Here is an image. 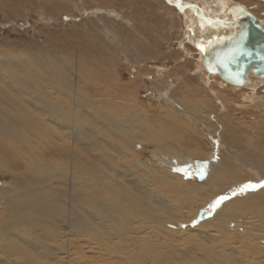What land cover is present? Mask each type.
I'll list each match as a JSON object with an SVG mask.
<instances>
[{
    "label": "bare ground",
    "instance_id": "bare-ground-1",
    "mask_svg": "<svg viewBox=\"0 0 264 264\" xmlns=\"http://www.w3.org/2000/svg\"><path fill=\"white\" fill-rule=\"evenodd\" d=\"M11 1L15 8L22 3V0ZM175 1L161 0L171 19L168 25L172 29H181L188 43L187 48L181 46L183 53L192 58L194 51L199 56L193 73L210 71L220 83L210 84L207 88L201 86L195 91L186 81L179 91L182 94L178 103L170 97L169 92L174 86L169 84L163 91V100L174 102L176 112L183 111L189 118L217 117L220 126L211 133L217 140L215 149L218 151L205 152L209 147L208 140L205 141L207 131L203 136L192 133L194 130L190 132L185 121L182 123L183 119L175 116L173 108L171 115L167 112V117L156 121H145L143 114L139 117L136 107L141 89L137 82L139 73L124 83L110 57L101 56L99 49H91L86 44L80 51L76 40L72 49L77 52L75 60L48 55L47 60L53 63L55 73L51 68L40 74L51 81L49 85H54L55 90L41 95L28 78L9 74L8 83L15 93L0 87V148L4 153L0 155V173L17 176L18 180L11 188L0 186V251H3L0 255L5 257L4 260L0 258V264H40L31 257L15 262L17 255H21L15 250L22 248L18 241L33 250L35 258H38V250L48 251L46 256L50 257L43 264H264V187L243 198L222 201L215 214L202 215L203 210L198 213V209L206 207L207 203L210 209L215 195L208 196L209 189L216 190L222 181L232 183L225 189L227 194L245 184L264 183V152L247 133H241L240 127L234 125V107L231 105L234 106L232 100L235 97L227 96L221 89L230 87L240 95H235L236 98L242 97L247 103L255 104L252 109L264 108V80L248 72L244 86L228 87L206 60V54L220 39L233 40L227 36L233 32L239 15L234 8L239 4L230 0H190L200 1L204 12L217 19H210L205 13L197 18L185 9L182 24L175 21L173 16L177 15L168 6L183 11L182 4ZM63 3L66 4L60 1L52 4L53 9L49 12L63 8ZM77 3L80 8L81 0ZM255 3L253 8L247 3H244L246 7L239 6L257 19L256 13L260 15L259 8H264V4ZM43 7L47 8L45 4ZM188 7L196 8L194 5ZM7 9L10 8L4 6V10ZM105 14L112 19L113 25L122 28L126 26L122 21L128 24L122 12L109 10ZM156 15L144 14L142 17L158 32L163 24ZM152 20L154 24H151ZM257 21L264 26L259 19ZM72 40L66 44L62 41V47L67 49ZM129 43L134 47V41ZM58 44L56 49L61 47ZM107 49L109 55L112 51ZM135 49L139 56H146L145 51L137 46ZM81 53L85 57H81ZM80 59L86 66L75 69L74 61ZM99 61L100 66L96 64ZM63 66L72 72L70 77L64 78ZM66 79L70 80L67 82ZM163 84L162 77L155 80L159 90L164 88ZM200 90L203 95L197 92ZM207 93L216 100L214 106L221 118L215 111L207 115L211 110ZM25 102L32 108L27 109ZM37 109L40 116H32ZM187 115L185 119H188ZM160 123L169 124L173 130L163 132ZM240 124L243 127V123ZM9 136L13 142L6 141ZM131 143L153 148L162 145L163 149L153 153L152 160L147 162L133 152ZM220 151H227V157ZM166 157L176 161L169 162ZM251 157L254 163L263 167V173H255L258 174L256 180L243 181L241 170L247 169L245 160ZM195 161L206 165V177L204 180L200 177L202 183L184 182L171 173L169 166L184 168L186 174L196 176ZM127 182H132L134 189ZM207 215L210 218H206ZM190 222H197L194 229H170V226Z\"/></svg>",
    "mask_w": 264,
    "mask_h": 264
},
{
    "label": "rangeland",
    "instance_id": "rangeland-1",
    "mask_svg": "<svg viewBox=\"0 0 264 264\" xmlns=\"http://www.w3.org/2000/svg\"><path fill=\"white\" fill-rule=\"evenodd\" d=\"M58 1H60V3L66 2V4L63 3L62 4L63 8L60 7L56 9L53 13H50L49 12L50 9L51 8L53 9L51 5L57 3ZM141 1H143L146 5L143 6V4H140L142 3ZM230 1L239 4L243 7H246L247 5L244 3H247L250 4L249 6H251L252 8L255 2H256L255 5L257 3L264 4L255 0H230ZM12 4L13 3L11 0H0V40H1L0 41V87L2 89L8 90V92L10 93H15L13 88L11 87V84L8 83V79H7V76L9 74H14L16 77L22 76L20 79H23L24 77L25 79L28 78L29 80H31L30 82L32 83V85L35 86L34 89L35 90L37 89V91L41 95H43L42 92L55 90L54 88L56 87L54 85H52L53 87L49 85V82L51 83V81L41 76L44 71L49 72L51 68L53 73H55V67L53 66V63L47 60L49 58L48 55L55 54L58 57V59L60 58L64 59L65 57H68L65 58L66 60L71 57L72 59L75 60V57H77L76 56L77 52L74 53L72 49H73V44L76 43V41H78L79 50L80 49L84 50L85 45L83 44H86L91 49H99V54L101 56L110 57L113 67L115 68L116 72H118L121 75V80L124 83L129 82L133 77L136 76L135 75L136 73H139L137 82L139 87L141 86V89L139 90V94L137 97L138 103L136 105L137 110L139 111V117H142L141 114H143L144 118L142 119H146L145 121L147 122L156 121L163 117H167L169 114L171 115V113L173 112L170 110L174 109L175 116H179V119L181 120L183 119L182 123L185 121V123L189 127L190 132L194 130L192 131V133H197L198 135L200 134L201 136H203L204 134H206L207 131L208 135L205 136L206 137L205 141L208 140L207 145H209V147H207V149L205 148V152L213 151L211 153H214L215 151H218L217 149H215V147L217 146V140L215 136L212 135L211 133L217 130L220 126L217 117L214 118L210 116L205 119L202 118L204 119L203 121L201 118L199 119V117L197 116H196L197 118H195L194 116L189 118L188 115L183 111H180L179 114L178 112H176L177 109L174 102L167 100L171 103L170 105L169 102L163 100L164 98L163 91H165L169 87V84L174 86V89H171V91L169 92L170 97L172 98V101L178 103L177 101H179L182 94V93L179 94V91H181L182 84L183 86L186 84L185 83L186 81H189V83L187 84L190 86V88L192 87L195 91L198 90L197 89L198 87L202 86L203 88H207L209 87L210 84L220 83V81H218L216 77H213L212 76L213 74L210 71L207 72L204 71V74L193 73L195 71L197 60H199V56L197 57L194 51L191 52L192 58L187 57L185 55V52L183 53L181 46L186 47L188 43L186 44V40H184L185 38L182 34L183 32H181V29H172L171 25H168L170 24L169 20L171 19L168 18L166 13L167 11L165 10V7L163 6L161 0H133V1L81 0L80 8L78 7L77 0H22L20 6L17 7L18 9L15 8V6L12 7ZM44 4L46 5L47 8L49 7L50 8L49 9L44 7L42 8ZM185 4L187 6H185L184 10L181 12L179 9H177V7L168 5L174 9V12L177 15L175 17L173 16V18H175V21L184 24L185 21L183 14L185 13L186 10L192 11L193 15L197 18L200 16L202 17L201 13L203 11L202 8L204 7V5L200 1L194 3L190 0L189 1L187 0ZM182 5H184V3ZM190 5H194L196 6V8L188 7ZM4 6L9 7L10 9L9 10L7 9L8 11H6L4 10ZM109 10H115L119 14L120 12L124 13L125 15L123 16H126L128 20V24L125 23V21H122L124 23L123 25H126V26H122V28L119 27L120 25H113L111 23L112 19L108 18V16L107 17L105 16L106 15L105 11H109ZM259 11H260L259 12L260 15H258L256 12L255 13L257 15V19H259V21L263 24L264 8H259ZM68 12H70L71 14H68ZM144 14L146 15L157 14L156 19L158 21L160 20V22L163 24V26L159 27L160 30H158V32L154 31L156 30L154 29V27L153 29L149 27L148 25L150 24L149 21L144 20L142 17L144 16ZM151 22H152L151 24H154L153 23L154 20H152ZM138 31L139 34L137 33ZM121 32H125V34L122 33L121 35ZM69 39L71 40L73 39V40L70 43V45L67 47V49L65 48V46L62 47L61 42L64 41V43L66 44ZM127 39L129 40L127 41ZM130 39L131 41H134L135 44L134 47L131 45V43H129L131 42ZM57 44L61 46L60 48H62L63 50H61L60 48L56 49L55 46ZM135 46H137L140 50L145 51L146 56L143 57L139 56L138 51L135 49ZM106 49L107 50L111 49L112 52H110V54L108 55L106 54ZM56 51L58 53H56ZM95 51L96 50H93L92 52ZM156 51H158L159 53L156 54ZM187 52L188 51H186V53ZM81 57H85L83 53H81ZM101 61H99L96 64L100 66ZM94 62H96V60H94ZM2 64H4V66ZM74 64H75L74 66L75 69L76 68L80 69L86 66L85 62H83L81 59L79 60V62L74 61ZM45 65L47 66L44 67ZM61 66L62 64L60 65V67ZM62 70H63L64 78L67 75H69V77L72 75V72L68 71L66 69V66H63ZM159 77H162L164 79V84L162 87H164L165 89L160 88L161 90H159L158 87L155 85V80H157ZM69 80L70 79H66L67 82ZM22 84L26 85L27 83H22ZM221 89L225 91V94L227 93L226 94L227 96L235 97L232 100L234 106L231 105L232 108L234 107L233 108L234 115L232 114L233 115L232 119H235L234 125L236 127L237 126L240 127L241 133L242 132L247 133L248 137L253 140L254 144L257 145L259 149H261L264 152V108L255 107V109H252V107H254L255 104L247 103V101H244L242 97H239V99L236 98V96H240V95H236V92L231 91L230 87L227 88V90L225 89V87ZM59 90L68 92L67 90L64 89H59ZM197 92L199 94L202 93L203 95L202 90ZM205 96L206 99L207 98L209 99L207 104L210 105V109H211L210 111L207 112V115L208 114L210 115V113L213 114L215 111L216 113L219 114L217 115L219 116L218 118H221L220 117L221 114L214 106L215 104H217L216 100L213 99L209 93H207V95ZM259 96H261L260 93ZM54 101L55 99L52 100V102ZM25 103L27 109L32 108L31 104L27 102ZM40 114L41 112L37 109L34 111L32 116L39 117ZM186 115L188 119H185ZM239 121L240 123H243V127L241 126ZM85 126L88 129L87 123L85 124ZM50 127L54 128V126H50ZM160 128L163 130V132L164 130H166L167 132H171L173 130L167 123L165 125L160 123ZM199 128L201 129L199 130ZM200 139L202 143H205V141L202 138ZM6 141L13 142L14 139L11 136H9L7 137ZM1 144L2 143L0 142V145ZM131 146L133 147V152L135 154H139L142 157V161H147V162H150L152 160L151 156L153 153L163 149L162 147H160L162 145L159 146L156 145V148H153V146L151 145L131 143ZM82 148L83 147L81 146L79 147L80 151L83 150ZM220 152L222 153L221 155L223 157L224 156L227 157L226 154L227 151H224L225 154L223 153V151ZM1 154L4 153L0 148V155ZM191 157L194 158L195 156H191ZM198 157L201 158L202 156L201 157L196 156L195 158ZM166 158L169 162L172 159L174 160V158L171 159L169 157ZM174 161H176V159ZM245 161H247L246 165L248 166H246L247 169L244 168L241 170L243 172L241 178H243V181L244 180L248 181L251 179L256 180L255 179L256 176L258 174L263 173V172L261 173L263 167H259L257 163H254L253 157ZM169 167L172 174L175 175L177 174L182 181L190 182L192 184L202 183L203 181L202 179H200V177L203 176V180H204L207 174V171L203 174L198 172L195 169V166H194V171L196 170L198 172L196 173V176L186 174L184 168L177 169L172 166ZM253 171L256 172L253 173ZM257 172L258 174L256 175L255 173ZM16 180H18L17 176L12 177L0 173V186L4 185L5 187L11 188ZM127 184H129V186L134 189L132 182H127ZM228 184L230 186L232 183H230L228 180H225L218 185L216 190L209 189L208 196H210L211 194L215 195L214 199H212L213 203L211 204L210 209H208V206H210V204L208 205V203L205 205L207 208L200 207L198 209V213H200L203 210L201 212L202 215L203 213L204 215L215 214V212H217V210L221 208L223 202H227V200L233 199L235 197L239 199L240 197L243 198L245 195H247V193L263 188V187L245 188L243 185L242 187H240V189L239 188L234 189L229 194H227L228 190L225 189H227ZM260 184L261 182L258 183L257 185ZM252 185H256V184H252ZM204 197H207V195H205ZM217 201H219V203H217ZM206 209L208 210V212ZM192 211L193 210H191V212ZM208 217L210 218L209 215L206 216V218ZM196 224L197 222H190L182 226L178 224L176 226H170V229L174 231H180V230L183 231L185 230V228L194 229ZM18 242L22 248L17 247V249L15 250H17L16 252H19L21 255H17V261L15 262L19 263L23 259L31 257L32 259L37 260L40 264H43L49 259L50 256L49 257L46 256V254L47 255L49 254L48 251L38 250V258H39L38 259L35 258L36 253L33 250L29 249L20 241ZM0 252L3 253V251ZM0 258H2L3 260L5 259V257L3 258V254L0 255ZM14 259L15 258L13 257V260ZM5 262H8V260H6Z\"/></svg>",
    "mask_w": 264,
    "mask_h": 264
},
{
    "label": "water",
    "instance_id": "water-1",
    "mask_svg": "<svg viewBox=\"0 0 264 264\" xmlns=\"http://www.w3.org/2000/svg\"><path fill=\"white\" fill-rule=\"evenodd\" d=\"M234 11L239 15L233 32L227 36L233 40L220 39L219 43H215L216 47L208 51L206 60L213 66L214 73L227 85L242 87L248 72L264 80V26L241 6L237 5ZM222 43L224 45L219 47ZM193 163L198 172L207 171L205 163Z\"/></svg>",
    "mask_w": 264,
    "mask_h": 264
},
{
    "label": "crops",
    "instance_id": "crops-1",
    "mask_svg": "<svg viewBox=\"0 0 264 264\" xmlns=\"http://www.w3.org/2000/svg\"><path fill=\"white\" fill-rule=\"evenodd\" d=\"M183 1H184V2H183ZM183 1H181V0H176L175 2H176L177 4H181V3L183 4V3H184V5H182L183 7L187 6V5L185 4L186 1H185V0H183ZM188 1H189V0H188ZM180 2H181V3H180ZM202 10H203V9H202ZM189 11H190V10H189ZM200 12H201V11H200ZM202 13H205L204 10L202 11ZM205 14H206V13H205ZM206 15H208V14H206ZM207 17H209L210 19H217L216 16H213V18H212L211 16L208 15ZM217 17L220 18L221 16H217ZM205 23H206V22H205ZM207 24H208V26H210V27L214 26V25H212V24H210V23H207ZM209 24H210V25H209ZM210 31H211V30H210ZM210 31L207 30V32H210Z\"/></svg>",
    "mask_w": 264,
    "mask_h": 264
},
{
    "label": "snow or ice",
    "instance_id": "snow-or-ice-1",
    "mask_svg": "<svg viewBox=\"0 0 264 264\" xmlns=\"http://www.w3.org/2000/svg\"><path fill=\"white\" fill-rule=\"evenodd\" d=\"M182 6V5H181ZM245 188H255V187H264V183H261L260 185H251V184H248V185H245L244 186ZM243 190V189H242ZM217 203H219V201H217Z\"/></svg>",
    "mask_w": 264,
    "mask_h": 264
}]
</instances>
